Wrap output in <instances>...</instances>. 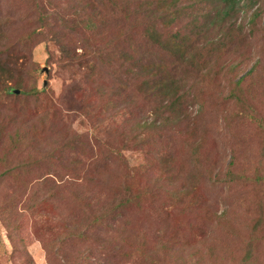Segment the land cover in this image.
Segmentation results:
<instances>
[{
	"label": "rangeland",
	"instance_id": "rangeland-1",
	"mask_svg": "<svg viewBox=\"0 0 264 264\" xmlns=\"http://www.w3.org/2000/svg\"><path fill=\"white\" fill-rule=\"evenodd\" d=\"M86 1L0 0V264H264V0L232 16L222 58L142 45L179 80L171 115L117 37L127 23L108 9L86 30ZM190 2L172 30L204 24ZM101 38L128 58L101 65ZM154 109L168 122L143 127Z\"/></svg>",
	"mask_w": 264,
	"mask_h": 264
},
{
	"label": "trees",
	"instance_id": "trees-1",
	"mask_svg": "<svg viewBox=\"0 0 264 264\" xmlns=\"http://www.w3.org/2000/svg\"><path fill=\"white\" fill-rule=\"evenodd\" d=\"M94 1L95 0H93V3L91 0L86 1L85 10L88 7H90V10L85 13V16L79 18L78 23H81L86 30L98 33L105 25L106 11L110 9L117 12L127 23L125 27H120L122 29L119 28L117 30V37L118 35L121 36L123 41L122 46L123 43L128 46L127 51L129 50L130 54L133 56V60L135 61L134 64L142 67L145 73L148 72L147 69H151L148 73L150 77H152V84H148L147 82L146 84L144 83L146 87L150 89L148 95H155L161 100H169V103L164 105L163 110H168L170 115L172 112H175L180 108V101L183 97V95L179 93V88L176 85L179 80L168 73L169 67L167 64L153 60L144 62L145 58L142 56V53H140L142 45L149 46L148 49L157 48L159 50L168 51V53L175 52L179 55L180 61H185L186 59L188 61V57H192L193 59L195 52L196 55L200 57L201 54L199 52L207 47L212 52L216 51L215 60L217 58H222L228 48V45L225 44L227 41L226 35L228 36L230 33L233 34L230 30H239V28L234 26L231 22L232 16L236 15L239 11L246 10V7L251 5L250 3L244 2V0H197L200 2H206V4L200 9L205 22L200 27L197 26V23L194 20H187L183 26V28H185L187 24V28L181 34L180 28L172 30L171 27L174 25V22H177L176 20H178L182 14L191 13L188 8L193 6L192 2L182 4L180 3V0H98L97 4L94 3ZM131 2L135 4V6L133 5L134 7L130 6ZM79 9L83 10V7L80 6ZM80 14L81 13L78 10L76 16ZM258 14L257 11L253 12L252 15L247 18V22L252 23ZM40 17L41 16H39V19H41ZM141 20H143L141 33L144 39L142 42L138 38L139 36H135V29L142 24ZM158 20L159 24L156 23ZM99 23L100 25L97 27ZM207 26H212V28H215V30L217 29V31L220 32L216 35H208L206 32L207 29H205ZM224 26L225 28L228 27L225 32L223 31ZM227 31H230V33L227 34ZM90 36L93 35L91 34ZM200 38H202L201 45H199ZM100 41L103 42L104 50L102 48L97 49L102 51L103 54L98 55L99 58L96 57L100 60L101 65H105V67L108 68L112 63V57H116L118 60L119 58H128L126 50L122 51L121 47L116 42L111 43L108 38H101ZM110 46L111 48H108ZM223 48H225L224 52H222ZM115 51L117 54H115ZM94 54L95 49L92 46L91 51L87 54L88 58H86L87 63L92 67V61H94L92 56ZM241 80V77L237 78L235 85L237 86ZM117 85H122V87L125 86L121 82L120 84L118 82ZM240 94H242L241 90H233L231 91L230 96L234 98V101L238 105L240 103L241 105H244L246 102H244L243 95ZM162 112L163 111H160L159 109H154L153 112H151V114L153 113V117L150 120H145L143 122V127H152L154 123H157L160 120L168 122L170 118L168 117L169 114L163 115Z\"/></svg>",
	"mask_w": 264,
	"mask_h": 264
},
{
	"label": "water",
	"instance_id": "water-1",
	"mask_svg": "<svg viewBox=\"0 0 264 264\" xmlns=\"http://www.w3.org/2000/svg\"><path fill=\"white\" fill-rule=\"evenodd\" d=\"M17 91V90H16Z\"/></svg>",
	"mask_w": 264,
	"mask_h": 264
}]
</instances>
